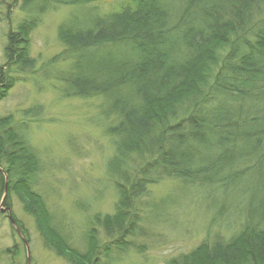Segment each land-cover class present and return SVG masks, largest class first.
<instances>
[{
  "label": "trees",
  "instance_id": "trees-1",
  "mask_svg": "<svg viewBox=\"0 0 264 264\" xmlns=\"http://www.w3.org/2000/svg\"><path fill=\"white\" fill-rule=\"evenodd\" d=\"M100 1L22 0L21 10L31 15L7 31L0 101L19 75L35 67L29 55V34L37 22L34 5L42 4L37 11L42 13L51 3ZM263 7L264 0H121L116 9L96 13L84 25L76 20L60 24L57 36L64 48L54 61L67 63L57 73L62 94L102 100L99 121L112 146L106 175L118 199L113 214L90 217L83 251L70 246L51 226L41 196L32 189L40 167L35 151L12 115L0 117L5 201L10 192L20 195L46 248L70 264H102L100 256L110 249L98 244L97 227L122 242L137 224L138 201L165 178L223 195L245 193L243 183L249 181L256 185L255 195L260 193L264 20L246 29V18ZM40 112L32 107L23 117L34 121ZM254 207L227 241H212L209 247L202 242L165 264H264V227L253 224L260 221L264 202L256 198Z\"/></svg>",
  "mask_w": 264,
  "mask_h": 264
},
{
  "label": "rangeland",
  "instance_id": "rangeland-1",
  "mask_svg": "<svg viewBox=\"0 0 264 264\" xmlns=\"http://www.w3.org/2000/svg\"><path fill=\"white\" fill-rule=\"evenodd\" d=\"M120 1L75 6L51 3L42 13L37 12L42 4L34 5L37 22L29 34V55L35 59V67L19 75L0 101V117L12 115L15 127L24 131L38 157L40 167L32 189L41 196L51 226L79 251L86 247L90 217L113 214L118 196L106 175L112 146L99 121L102 100L62 94L57 73L67 63L54 61L64 48L58 28L68 20L81 23L96 13L114 10ZM22 4V0H0V64L7 31L31 15L21 10ZM248 19L246 29L259 24L264 20V7L252 9ZM32 107L41 108L35 122L23 117V111ZM23 121L27 127L21 126ZM243 185L247 186L245 193L226 195L179 179L165 178L151 185L134 207L138 221L123 243H118L117 236L106 237L97 227L98 244L110 249L100 256L102 264H165L202 242L209 247L212 241H227L245 224L251 208H257L255 199L264 202V185H258L256 195L255 184L248 181ZM6 190L0 184V264H70L52 247L44 246L43 235L35 219L24 212L18 193H8L5 201ZM7 207L21 225L22 239L7 218ZM261 213L260 221L253 224L264 227V208Z\"/></svg>",
  "mask_w": 264,
  "mask_h": 264
},
{
  "label": "water",
  "instance_id": "water-1",
  "mask_svg": "<svg viewBox=\"0 0 264 264\" xmlns=\"http://www.w3.org/2000/svg\"><path fill=\"white\" fill-rule=\"evenodd\" d=\"M6 190V189H5ZM4 195H5V192H4ZM3 200V199H2ZM7 212H8V216H9V218H10V220H11V214H10V208L9 207H7ZM11 223L14 225V222H13V220H11ZM17 230V229H16ZM18 231V230H17Z\"/></svg>",
  "mask_w": 264,
  "mask_h": 264
},
{
  "label": "bare ground",
  "instance_id": "bare-ground-1",
  "mask_svg": "<svg viewBox=\"0 0 264 264\" xmlns=\"http://www.w3.org/2000/svg\"><path fill=\"white\" fill-rule=\"evenodd\" d=\"M125 239V238H124Z\"/></svg>",
  "mask_w": 264,
  "mask_h": 264
}]
</instances>
